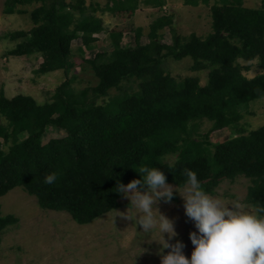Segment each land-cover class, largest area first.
Instances as JSON below:
<instances>
[{
    "label": "trees",
    "instance_id": "obj_1",
    "mask_svg": "<svg viewBox=\"0 0 264 264\" xmlns=\"http://www.w3.org/2000/svg\"><path fill=\"white\" fill-rule=\"evenodd\" d=\"M139 3L3 1L5 14L27 13L32 23L3 35L16 41L6 55L41 57L36 72L60 69L66 78L43 102L24 93L8 97L0 89V195L20 185L40 207L64 210L87 223L121 204L122 195L114 192L117 179L125 185L142 179L134 168L147 166L180 186L187 182L183 170L190 169L207 193L222 178L242 174L250 179L245 200L264 207V124L246 131L241 122L250 102L264 97V74H245L264 68V0L257 7L214 0L208 33L173 31L168 43L158 31L159 20L150 26L147 41H141L144 32L138 26L131 30L133 42L122 43L125 29L107 30L96 13L133 15ZM102 33L110 48L96 50ZM74 40L96 79L78 90L70 74ZM167 57H189L191 70H207L206 82L197 75L172 76L164 67ZM112 88L119 93L108 95ZM205 122L209 126L202 132ZM50 126L64 134L44 140ZM224 128L226 138L210 140L212 131ZM50 173L57 179L46 185ZM17 221V215L0 209V233Z\"/></svg>",
    "mask_w": 264,
    "mask_h": 264
},
{
    "label": "rangeland",
    "instance_id": "obj_2",
    "mask_svg": "<svg viewBox=\"0 0 264 264\" xmlns=\"http://www.w3.org/2000/svg\"><path fill=\"white\" fill-rule=\"evenodd\" d=\"M3 1L0 0V89L6 96L11 97L17 93L33 96L37 101L43 102L50 98L54 88L66 76L63 70H54L40 74L36 69L41 57L35 56H7L6 51L15 45L3 35L6 32L18 29H29L32 25L27 13L5 14ZM214 0L208 3L199 2L197 5L186 4L184 0H160L146 3L140 0L139 6L133 15L128 13H111L97 10L107 30H123L122 43H132L135 27H142L144 34L141 41H147V33L151 25L159 20L163 32L162 40L171 41L173 31L182 36L190 33L205 35L210 31L209 7ZM221 1V0H220ZM98 3L104 6L106 0H86V3ZM244 6L257 7L261 0H240ZM158 4H162L157 5ZM162 19V20H161ZM78 42L73 41V54L70 74H74L71 83L76 90L96 83L91 68L83 61L80 52L76 49ZM109 42L105 33L99 34L96 50L107 48ZM84 51V57L88 56ZM192 60L184 57L175 60L171 57L165 59V69L177 79L197 75L200 83H205L206 69L191 70ZM257 73L264 74V68H252L245 72L248 77ZM135 89V83H131ZM119 93L116 88L110 89L108 95ZM250 112L241 119L246 131L264 124V97L255 99L249 104ZM205 122L200 130L208 128ZM64 132L50 126L44 140L53 136H61ZM229 134L224 128L212 131L209 134L211 141H222ZM181 191L184 185H176ZM250 179L242 174L234 178H222L212 193L225 202L239 199L241 203L253 206L245 200L247 186ZM121 204L106 211L87 223L76 222L68 212L42 208L38 205L34 195L28 193L22 186L17 185L0 195V209L2 213H14L18 221L7 225L0 233V264H161L156 252L160 247L156 242L148 243V237L139 233L142 227H131L132 222L118 216L119 212L127 211L130 201L120 197ZM183 199L178 192L174 193L172 202L160 201L158 207L170 219L175 220V228L179 234L172 243L180 240L185 244L183 249L186 256L191 257L194 246L189 238L192 231H197L194 223L185 215ZM231 207V206H230ZM135 211V209H130ZM119 211V212H118ZM130 227V228H129ZM159 239V234L152 237ZM167 238V236H166ZM147 249L148 251L144 252ZM169 249H165L167 253ZM144 252V253H143Z\"/></svg>",
    "mask_w": 264,
    "mask_h": 264
},
{
    "label": "clouds",
    "instance_id": "obj_3",
    "mask_svg": "<svg viewBox=\"0 0 264 264\" xmlns=\"http://www.w3.org/2000/svg\"><path fill=\"white\" fill-rule=\"evenodd\" d=\"M134 169L142 179H133L126 185L117 179L114 187V192L130 201L127 211H118V216L131 221L136 231L138 226L142 227L139 233L149 238L148 243L160 246L156 255L161 264H264V215H260L264 207L250 208L239 199L225 202L213 197L202 188L196 173L187 168L183 170L187 182L182 191L167 182L161 169L147 166ZM56 179V174L50 173L44 183L51 185ZM176 192L183 199L186 217L197 230L189 236L194 246L190 258L183 251L182 241L172 243L179 235L175 220L158 207L160 201L170 204ZM133 208L135 211L130 210ZM156 234L159 239L152 238ZM165 249L169 251L165 253Z\"/></svg>",
    "mask_w": 264,
    "mask_h": 264
}]
</instances>
